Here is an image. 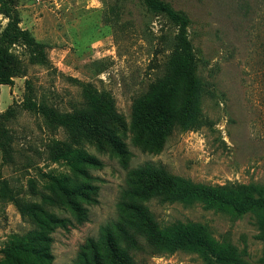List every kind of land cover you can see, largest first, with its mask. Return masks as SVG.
<instances>
[{
  "label": "rangeland",
  "instance_id": "374dc122",
  "mask_svg": "<svg viewBox=\"0 0 264 264\" xmlns=\"http://www.w3.org/2000/svg\"><path fill=\"white\" fill-rule=\"evenodd\" d=\"M165 1L190 20L199 99L191 123L160 135L133 125L132 108L170 87L178 25L141 0H0V47L11 64L0 70V114L16 110L3 127L11 152L0 150V264H83L88 239L103 247L102 227L129 217L133 170L145 164L264 191V0ZM29 87L59 115L86 108L88 98L110 112L107 101L124 154L86 140L79 120L61 124L22 107ZM53 140L70 146V160L51 158ZM143 203L160 225L198 221L244 261L264 264L255 213L158 197ZM129 253L138 264H221L182 249Z\"/></svg>",
  "mask_w": 264,
  "mask_h": 264
},
{
  "label": "trees",
  "instance_id": "16d2710c",
  "mask_svg": "<svg viewBox=\"0 0 264 264\" xmlns=\"http://www.w3.org/2000/svg\"><path fill=\"white\" fill-rule=\"evenodd\" d=\"M141 1L146 8L163 14L179 27L177 48L180 51L171 67L173 72L170 87L157 86L159 88L156 92L142 96L135 101L132 108L133 125L139 130L154 128L160 135H165L175 124L183 126L191 123L197 111L199 90L194 75L195 64L191 46L186 37L190 20L185 12L174 9L165 0ZM10 65V55L0 47V70H5ZM34 98L29 87L22 107L37 110L48 120L56 119L61 124H66L70 119L79 120L86 140H93L99 144L106 143L117 153L124 154L122 143L117 139L112 126L116 121V113L107 101L104 102V106L108 107L110 112L101 108L100 98H88L86 108L75 110L72 114L59 115L51 105ZM15 116L14 107L0 114V150L3 157H7L8 152H11L2 140L3 137H7L5 122ZM78 127L73 126L70 131ZM49 148L48 152L52 159H69L68 153H73L70 146L61 140H53ZM86 159L89 160L88 157L82 160ZM133 176L134 187L131 193L136 199L126 204L129 217L123 222H112L111 225L106 224L102 227L103 247H100L97 241L88 239L79 253L83 264H138L131 258L129 249L138 251L144 248L151 253L189 250L201 254L204 258L210 255L221 264H250L244 261L234 245L216 241L205 224L192 220H175L160 225L143 202L158 197L161 201L168 202L199 201L208 208L230 209L239 213L250 211L256 214L264 230V191L259 186L209 185L193 182L169 173L162 166L152 164L134 169Z\"/></svg>",
  "mask_w": 264,
  "mask_h": 264
}]
</instances>
